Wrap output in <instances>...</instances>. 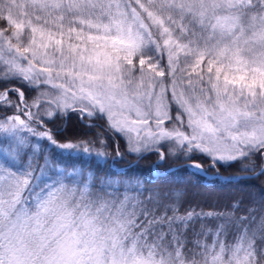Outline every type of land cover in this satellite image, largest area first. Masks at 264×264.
Here are the masks:
<instances>
[{
    "label": "snow or ice",
    "instance_id": "6c2138e0",
    "mask_svg": "<svg viewBox=\"0 0 264 264\" xmlns=\"http://www.w3.org/2000/svg\"><path fill=\"white\" fill-rule=\"evenodd\" d=\"M0 21V264H264V195L184 208L59 158L264 176V0H0ZM72 113L94 138H57Z\"/></svg>",
    "mask_w": 264,
    "mask_h": 264
},
{
    "label": "trees",
    "instance_id": "16d2710c",
    "mask_svg": "<svg viewBox=\"0 0 264 264\" xmlns=\"http://www.w3.org/2000/svg\"><path fill=\"white\" fill-rule=\"evenodd\" d=\"M0 21V25H2ZM89 121L81 123L77 114L72 113L68 118L57 119L54 123L48 126L53 130V133L58 139H89L94 138L98 128H87L85 124ZM93 123H102L96 121ZM107 135V134H105ZM121 151H124V141L119 140ZM99 147V145H97ZM115 143L109 140V151L114 153ZM64 165L69 169L72 165L77 164L81 166L90 167L96 176L113 175L124 172L129 177H139L146 181V186L149 188L159 189L162 194L174 192H181V203L184 208L189 206H199L197 210L203 208L205 211L209 210H230L228 206L238 198L243 199L241 208L250 207L252 199L255 197L257 200L264 195V176L250 180H238L236 182L227 183L224 177L237 176L238 174L251 176V173H240L239 163H233L231 166H223L218 164L216 168L210 167L207 159H200L206 171V175L196 172L195 169L186 167V161L183 159L175 160L168 159L160 164L157 169H153L152 165L155 164L157 157L155 155H146L144 159L137 161L134 155L127 156L123 161L118 164H112L111 167L104 164V162H92L87 160L64 159ZM134 165L129 168V164ZM170 167L169 169H167ZM167 169V170H165ZM217 171L219 175H217ZM119 178V177H115ZM238 214H245L241 211ZM209 226H212L210 223Z\"/></svg>",
    "mask_w": 264,
    "mask_h": 264
},
{
    "label": "water",
    "instance_id": "95a60500",
    "mask_svg": "<svg viewBox=\"0 0 264 264\" xmlns=\"http://www.w3.org/2000/svg\"><path fill=\"white\" fill-rule=\"evenodd\" d=\"M170 168V167H169ZM169 168H167V169H169ZM167 169H165V170H167Z\"/></svg>",
    "mask_w": 264,
    "mask_h": 264
},
{
    "label": "rangeland",
    "instance_id": "374dc122",
    "mask_svg": "<svg viewBox=\"0 0 264 264\" xmlns=\"http://www.w3.org/2000/svg\"><path fill=\"white\" fill-rule=\"evenodd\" d=\"M169 168V167H168Z\"/></svg>",
    "mask_w": 264,
    "mask_h": 264
}]
</instances>
